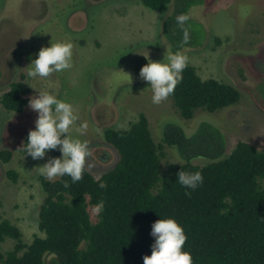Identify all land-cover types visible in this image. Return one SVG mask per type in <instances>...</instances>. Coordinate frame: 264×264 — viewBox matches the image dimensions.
<instances>
[{"label": "rangeland", "instance_id": "1", "mask_svg": "<svg viewBox=\"0 0 264 264\" xmlns=\"http://www.w3.org/2000/svg\"><path fill=\"white\" fill-rule=\"evenodd\" d=\"M171 10V4L149 10L139 0H0V95L20 77L28 89L27 105L20 113L6 112L0 106V150L11 153L7 163L0 162V220L18 229L23 244L41 236L37 231L42 199L38 177L43 176L38 167L61 157L59 150L55 156L47 152L41 160H25L19 154L24 138L35 130L37 113L28 107L29 99L42 92L73 106L79 119L70 135L88 142L91 155L85 169L93 177L111 168L117 159L103 141L102 130H125L138 114L146 118L155 144L160 142L165 124L176 125L190 137L201 123H207L221 133L223 155L238 141L262 149L264 0H208L188 10L187 15L205 36L200 46L177 52L188 58L187 65L201 80L228 84L239 94L235 104L211 113L195 109L188 120L179 117L169 98L153 104L150 84L133 70L138 57L144 65L149 61L168 63V55L177 53H171L160 33L161 22ZM57 42L73 44L72 67L46 79L28 77L27 67L40 49ZM120 71L130 74L131 82ZM85 121L88 129L80 134L76 128ZM160 152L159 173L169 164L182 162L172 147L162 146ZM190 163L207 161L197 158ZM7 171L16 174L14 182L7 178ZM92 208H87L91 223L96 220ZM12 245V240L4 239L0 252Z\"/></svg>", "mask_w": 264, "mask_h": 264}, {"label": "trees", "instance_id": "2", "mask_svg": "<svg viewBox=\"0 0 264 264\" xmlns=\"http://www.w3.org/2000/svg\"><path fill=\"white\" fill-rule=\"evenodd\" d=\"M207 1L139 0L153 11L171 4V12L160 25L171 53L201 45L204 31L191 19L185 25L190 26L189 42L182 43L176 17ZM143 66L144 60L136 58L135 74ZM182 77L169 99L183 120L190 119L195 109L211 113L238 101L235 88L213 79L201 80L191 66H186ZM27 93L20 77L0 95V106L6 112L20 113L27 105ZM27 138L19 154L33 160L23 151ZM102 139L117 159L98 177L86 169L76 183L66 175L54 181L38 177L42 199L37 231L41 236H33L25 245L18 229L0 220V244L4 239L13 241L10 250L0 252V264H143L155 242L150 235L153 223L169 218L184 229L187 240L182 250L191 254L193 264H264V145L257 151L238 141L223 155V137L207 123H201L190 137L176 125L165 124L155 144L143 114L125 130H102ZM162 146L174 148L182 162L169 164L159 173ZM48 153L55 156L57 150ZM10 158L9 151L0 150L1 163ZM197 158L207 163H190ZM180 171L200 172L203 183L195 190L181 186ZM6 176L15 181L13 171ZM64 181L68 188L63 187ZM102 182L107 184L105 189L99 187ZM186 192H191V198ZM100 200L104 209L91 223L87 208Z\"/></svg>", "mask_w": 264, "mask_h": 264}, {"label": "clouds", "instance_id": "3", "mask_svg": "<svg viewBox=\"0 0 264 264\" xmlns=\"http://www.w3.org/2000/svg\"><path fill=\"white\" fill-rule=\"evenodd\" d=\"M189 19L186 14L176 17V23L183 32V44H187L190 39V26H185ZM72 49L73 44L70 42H57L50 47L41 48L37 58L27 67V76L46 79L53 73L70 69ZM167 59L168 63L149 61L139 72L141 80L150 84L152 103L156 105L166 101L174 93L182 81V73L188 62V58L179 52L168 55ZM120 72L131 82L130 74ZM28 107L37 113V119L35 130L28 133L23 151L33 160L44 159L50 150H59L61 153L60 158H51L38 167L40 175L49 181L65 175L71 178L72 183L81 181L86 158L91 153L87 141L73 139L70 135V130L79 119L73 106L48 92H42L38 97L29 99ZM87 129L88 123L85 121L76 131L85 134ZM97 132L100 130L97 129ZM177 179L181 186L192 190L203 183L200 172L180 171ZM69 186L68 181H64L63 187ZM99 187L105 189L107 184L102 182ZM185 195L191 198V192H186ZM103 209L104 201L100 200L91 212L93 216H99ZM150 235L155 238V242L151 246V255L143 257V264H193L191 254L182 250L187 240L184 229L174 219H158L153 223Z\"/></svg>", "mask_w": 264, "mask_h": 264}]
</instances>
